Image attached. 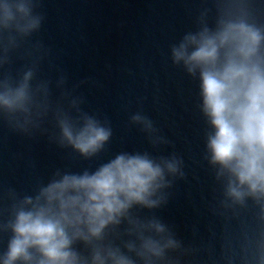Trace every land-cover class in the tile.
Returning a JSON list of instances; mask_svg holds the SVG:
<instances>
[{
	"label": "clouds",
	"instance_id": "9594fccd",
	"mask_svg": "<svg viewBox=\"0 0 264 264\" xmlns=\"http://www.w3.org/2000/svg\"><path fill=\"white\" fill-rule=\"evenodd\" d=\"M194 30L169 46L172 65L198 86L205 125L202 159L218 185L213 211L231 218L251 213L238 251L227 264H264V21L261 0H206ZM41 0H0V124L17 134H47L50 143L84 160L105 152L110 120L82 107L80 81L68 87L38 77L50 51L32 41L45 21ZM26 58L15 74L14 58ZM52 122L49 133L45 124ZM154 150L171 142L142 111L129 117ZM185 161L173 151H121L94 169L56 168L31 194L8 188L0 202V264H184L195 250L153 210L185 180ZM143 210L153 213L141 214Z\"/></svg>",
	"mask_w": 264,
	"mask_h": 264
}]
</instances>
